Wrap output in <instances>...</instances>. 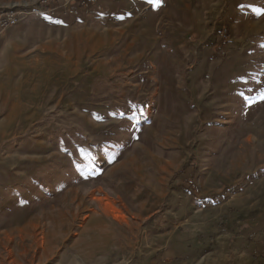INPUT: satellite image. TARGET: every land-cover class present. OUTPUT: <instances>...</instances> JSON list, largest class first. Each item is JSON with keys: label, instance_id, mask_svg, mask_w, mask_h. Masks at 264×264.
I'll return each mask as SVG.
<instances>
[{"label": "rangeland", "instance_id": "1", "mask_svg": "<svg viewBox=\"0 0 264 264\" xmlns=\"http://www.w3.org/2000/svg\"><path fill=\"white\" fill-rule=\"evenodd\" d=\"M40 1L0 0V264H264V0Z\"/></svg>", "mask_w": 264, "mask_h": 264}, {"label": "built area", "instance_id": "2", "mask_svg": "<svg viewBox=\"0 0 264 264\" xmlns=\"http://www.w3.org/2000/svg\"><path fill=\"white\" fill-rule=\"evenodd\" d=\"M74 4L76 5L74 6ZM91 7L101 8L98 0H41L36 12L54 14L55 11L59 10L64 15L78 16L81 12L89 11ZM17 23L18 17L16 15H0V30L14 27ZM189 184L198 192L193 181H189Z\"/></svg>", "mask_w": 264, "mask_h": 264}, {"label": "crops", "instance_id": "3", "mask_svg": "<svg viewBox=\"0 0 264 264\" xmlns=\"http://www.w3.org/2000/svg\"><path fill=\"white\" fill-rule=\"evenodd\" d=\"M100 2V0H98ZM111 0H103V3H106V2H110ZM119 1H125V2H149V0H119ZM160 1H178V0H160ZM184 1V0H183ZM98 2V3H99ZM76 4H74L75 6ZM100 5V4H99ZM101 7V6H100ZM102 9H97L96 7H91L89 9V11L87 12H81V14H79L78 16H81L83 14H97L99 13V11H101ZM30 13H36V14H39V15H49L51 17H55V18H58L59 16H62V17H75V16H71V15H64L61 11L57 10L55 11L54 14H48V13H38L36 11H33V12H30ZM8 29V28H7ZM6 29V30H7Z\"/></svg>", "mask_w": 264, "mask_h": 264}, {"label": "snow or ice", "instance_id": "4", "mask_svg": "<svg viewBox=\"0 0 264 264\" xmlns=\"http://www.w3.org/2000/svg\"><path fill=\"white\" fill-rule=\"evenodd\" d=\"M150 3H154L156 8H159L161 6L160 0H149ZM258 14H264V11L257 9L256 10ZM261 99H264V94H261Z\"/></svg>", "mask_w": 264, "mask_h": 264}]
</instances>
